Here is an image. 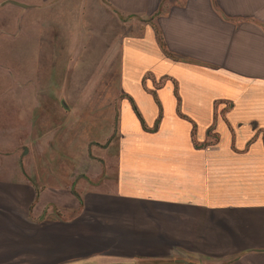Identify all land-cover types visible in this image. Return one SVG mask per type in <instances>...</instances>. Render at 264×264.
Here are the masks:
<instances>
[{
  "label": "crops",
  "instance_id": "1",
  "mask_svg": "<svg viewBox=\"0 0 264 264\" xmlns=\"http://www.w3.org/2000/svg\"><path fill=\"white\" fill-rule=\"evenodd\" d=\"M106 1L131 30L119 45L116 157L79 164L70 182L27 176L12 196L0 186L5 205L28 199L0 204V224L16 228L8 212L34 225L79 216L93 200L140 217L131 229L204 247L192 264H264V0ZM37 241L31 254L44 263L54 242L43 252ZM12 243L0 239V264Z\"/></svg>",
  "mask_w": 264,
  "mask_h": 264
},
{
  "label": "rangeland",
  "instance_id": "2",
  "mask_svg": "<svg viewBox=\"0 0 264 264\" xmlns=\"http://www.w3.org/2000/svg\"><path fill=\"white\" fill-rule=\"evenodd\" d=\"M15 1L29 7L0 4V186L10 196L23 177L39 187L70 182L84 171L79 164L116 157L119 45L131 33L128 18L106 0ZM27 200L0 204L23 209ZM76 214L34 225L8 212L17 226L0 224V239L13 242L2 264H186L198 253L205 259L204 247H181L172 232L131 229L140 217L104 211L93 200ZM118 221L129 229L117 230ZM36 239L43 252L54 242L44 263L31 254L41 248Z\"/></svg>",
  "mask_w": 264,
  "mask_h": 264
},
{
  "label": "water",
  "instance_id": "3",
  "mask_svg": "<svg viewBox=\"0 0 264 264\" xmlns=\"http://www.w3.org/2000/svg\"><path fill=\"white\" fill-rule=\"evenodd\" d=\"M7 3H11L13 5H16V6H19V7H22V8H26V7H29L27 4H24V3H21V2H18V1H15V0H5ZM186 264H192V263H187Z\"/></svg>",
  "mask_w": 264,
  "mask_h": 264
},
{
  "label": "trees",
  "instance_id": "4",
  "mask_svg": "<svg viewBox=\"0 0 264 264\" xmlns=\"http://www.w3.org/2000/svg\"><path fill=\"white\" fill-rule=\"evenodd\" d=\"M120 18H127V17H124V16H120V15H118ZM159 39V38H158ZM139 119H140V117H139ZM74 194L77 196V198H78V201H79V205H81V200H80V198L78 197V194L76 193V192H74Z\"/></svg>",
  "mask_w": 264,
  "mask_h": 264
}]
</instances>
